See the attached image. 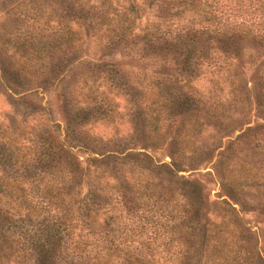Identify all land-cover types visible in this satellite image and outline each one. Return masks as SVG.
Segmentation results:
<instances>
[{"label":"trees","instance_id":"1","mask_svg":"<svg viewBox=\"0 0 264 264\" xmlns=\"http://www.w3.org/2000/svg\"><path fill=\"white\" fill-rule=\"evenodd\" d=\"M44 1L40 17V5L25 10L42 22L37 31L2 40L0 55L15 58L0 72L45 85L73 66V78L56 95L55 129L33 130L30 114L15 126L0 124V264H264V238H252L231 204L218 221L200 214L208 195L176 164L195 152L205 126L225 130L249 101L234 74L227 106L217 80L209 78L205 97L194 84L203 64L252 57L250 89L264 112V17L222 21L213 0ZM0 84L9 89L2 75ZM113 96L124 101V113ZM121 119L131 126L129 141L90 132L97 122ZM243 125L233 140L255 139L264 128ZM158 145L170 148L168 162L147 153ZM221 164L219 183L238 194L233 186L248 183V168L237 177L232 162L223 157Z\"/></svg>","mask_w":264,"mask_h":264},{"label":"rangeland","instance_id":"2","mask_svg":"<svg viewBox=\"0 0 264 264\" xmlns=\"http://www.w3.org/2000/svg\"><path fill=\"white\" fill-rule=\"evenodd\" d=\"M213 1L214 8L221 12L218 15H221L222 21L231 23L244 20L248 25L252 20L264 17V8H259L261 6L260 1L264 0ZM67 2H73V0H67ZM45 4L44 0H0V50L2 40L5 38L15 39L16 34L14 35L13 32L21 34L37 31L36 26H41L42 22H33L27 18L28 15L25 10L31 9L33 5L36 8L40 5L42 10L40 8L36 10V15L40 17L43 14ZM19 7L21 10H19ZM47 10L46 12L50 15L51 11ZM41 19L47 20L45 17H41ZM48 22L51 21L49 20ZM21 41L23 42L25 39H21ZM23 43H26V41ZM10 53L11 51L4 56L0 55V68L1 66H8V62L14 61L15 56ZM261 59L262 57H259L258 60ZM232 63H235L234 67L231 65ZM205 64L202 67V69H205L203 70L204 73L194 83L205 97H207V92L211 87L208 81L209 78L214 81L217 80L216 87L222 88V91H220L222 93L221 100L227 106L233 97L228 93L227 86L234 74L248 89L245 95L249 98V101L247 106L245 102L237 106L240 113L244 115L237 114V112L233 113L230 122H228L229 126L225 130H218L217 126L213 124H208L203 128L200 136L201 140L196 145L195 152L176 158V164L180 169L178 175L197 181L203 187L204 197L208 195L207 201L202 202L204 207L201 209L200 214L205 213L210 220L218 221V214H221L220 209L227 208L228 204H231L238 210L240 221L250 228L253 233L251 234L252 238L256 239L257 237L260 243L264 238V128H257L260 133L255 139L237 138L233 140L240 132L237 130L238 126L246 124L242 126V129H244L246 126L253 127L264 124V119H262L264 118L263 102H261L259 97H255L254 94L256 93L250 89L254 80L253 77L255 78L254 70L258 64L257 61H253L252 57L249 58L247 56L242 57L241 62L232 61L230 65H227L225 59L221 60L220 58L213 59L210 63V68L205 67ZM2 72H0V77L1 75L4 76L9 89L0 84V124L11 125L12 123L15 126L26 114H30L27 116L28 127L34 125L33 130H35L36 127L42 128V124L45 123L46 129H55V124L59 121L61 114L60 99H57L56 95L61 93V88L73 78V66H71L61 82H56L55 80L52 82V79L49 78L45 85L25 83L23 79L14 77L12 73L8 72L3 75L4 73ZM33 86L37 87L32 90L30 95H22L26 93V90L31 91L30 89ZM37 90L40 93H37ZM220 92L217 91L219 95ZM239 94L242 96V91L237 88L235 95L239 96ZM112 99L116 105V110L124 113V101L122 98L113 96ZM257 100L259 101L258 105ZM30 111L36 112L32 115ZM29 129L27 128V130ZM90 132L102 140L122 138L125 141H129L131 126L124 122L123 119L119 123L113 124L97 122L90 129ZM231 140L233 142L229 143ZM254 141H257V143ZM139 146L136 145V147ZM169 149V147L167 148L164 145H158L155 149L147 148L146 151L153 160L168 162ZM223 150H225L224 156L219 157L218 153ZM71 151L76 153L79 160L87 155L82 149L76 148ZM223 157L224 161L233 163L235 169L233 174L237 177L242 174V171H240L242 166L248 168V183L242 187L235 186V184L233 186L238 191L236 195L219 183L218 170L222 165L221 160H223Z\"/></svg>","mask_w":264,"mask_h":264}]
</instances>
